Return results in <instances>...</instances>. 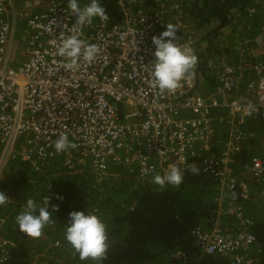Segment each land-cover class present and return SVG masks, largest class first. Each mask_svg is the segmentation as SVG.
Returning <instances> with one entry per match:
<instances>
[{
  "label": "built area",
  "instance_id": "built-area-1",
  "mask_svg": "<svg viewBox=\"0 0 264 264\" xmlns=\"http://www.w3.org/2000/svg\"><path fill=\"white\" fill-rule=\"evenodd\" d=\"M117 2L121 21L97 17L80 26L78 14L65 0H24L27 10L22 8L16 17L0 0V192L12 160L27 163L38 174L46 163L59 159L66 173L90 175L93 188L103 191L105 181L115 182L112 178L152 181L173 165L186 171L193 159H201L203 171L220 183L215 198L219 211L209 228L191 230L197 246L230 264H261L254 252L259 245L254 221L234 195L239 190L251 201L256 193L264 199V155L243 164L236 158L244 146L242 126L252 116L264 118V20L253 33L248 32L250 24L225 29L236 40L219 42L223 51L206 58L215 73L210 80L198 75L197 63L189 82H182L174 94L159 95L150 85L153 36L174 25L176 42L199 57L209 46L201 42L203 29L188 24L183 0ZM262 12L264 0H252L248 15L256 18ZM20 24H25L19 41L22 60L14 61ZM73 30L101 51L91 65L80 62L68 71L56 52ZM222 126L229 129L226 138L220 137ZM61 134L77 147L57 153L54 142ZM215 143L224 148L214 150ZM238 165L241 173L235 170ZM117 166L126 172L115 171ZM33 174H27L30 180ZM253 179L263 184L260 193L254 192ZM228 197L235 203L226 205L232 202ZM224 216H233L235 225ZM61 245L59 239L50 242L48 249L35 252L32 264H50L49 249ZM10 246L14 242L0 236V264L10 259ZM175 252L179 264H190L186 251Z\"/></svg>",
  "mask_w": 264,
  "mask_h": 264
},
{
  "label": "trees",
  "instance_id": "trees-1",
  "mask_svg": "<svg viewBox=\"0 0 264 264\" xmlns=\"http://www.w3.org/2000/svg\"><path fill=\"white\" fill-rule=\"evenodd\" d=\"M101 3L109 15V21L122 20L123 12L117 0H101ZM250 5L252 0H183L186 21L191 26L202 28L201 42L203 45L209 43L198 57L200 77L210 80L215 75L209 70L206 58L223 51L214 43L216 37L223 35V27L236 22L242 24L243 21L246 28L249 24L252 28L248 32L257 30L260 19L248 15ZM227 51L230 52V49L227 48ZM208 86L214 88L212 82ZM217 116H222V113L218 112ZM223 123L224 127H228ZM223 126L220 137L226 138L229 129ZM242 127L244 146L236 158L243 164L264 155V118L252 116ZM223 148L221 144H213L214 150ZM192 168L199 169V173L193 174ZM29 169L27 163L12 160L1 181V192L15 199V202L0 207V236L14 242V246H10V259L5 264H32L35 251H45L50 242L57 239L62 245L56 249L50 248L49 257H46L52 264L54 261L55 264H179L175 251L180 249L188 253L190 264H228L223 257L203 253L191 235V229L205 227L202 221L206 218L211 221L219 211L215 198L220 183L203 171L201 159L192 160V165L184 171V182L178 187H160L153 180H128L131 182L123 186V183L112 178L115 182L110 185L105 181L106 186L100 191L93 188L90 175L66 173V167L59 159L42 167L43 175L35 184L33 179L26 178L27 173L33 174ZM114 170L126 172L120 166ZM121 180L127 178L122 177ZM236 193L240 194L239 190ZM45 197L49 201L53 222L43 229L39 238L28 237L18 230L15 218L28 199L43 203ZM235 200L230 198L232 202L226 205L235 203ZM87 210L95 212L107 226L108 249L102 260L81 261L64 238L69 213ZM246 211L249 212L247 207ZM252 213L256 218L253 230L261 240V249L256 252L264 264V212ZM223 220H230L235 225L233 216H224Z\"/></svg>",
  "mask_w": 264,
  "mask_h": 264
},
{
  "label": "clouds",
  "instance_id": "clouds-1",
  "mask_svg": "<svg viewBox=\"0 0 264 264\" xmlns=\"http://www.w3.org/2000/svg\"><path fill=\"white\" fill-rule=\"evenodd\" d=\"M67 8L71 12L78 14L77 23L80 26H85L91 23L93 19L97 17L101 21L109 19V15L106 12L105 7L102 5L101 0H89V3L83 8L80 7L79 0H68ZM239 25H244L243 21L242 24L236 22L223 27L222 29L224 33L222 36L216 37L214 41L215 45L220 47L219 42L226 44V41L229 39L236 40L231 34L227 35L225 29H236ZM258 30L259 29L257 28L256 31ZM176 41L177 29L171 24H167L166 30L159 36H153L152 38V43L155 47L153 53L155 59L154 62L151 63L150 85L153 89L157 90L159 95L174 94L182 86V82H189L195 75L198 57L191 47L180 45ZM100 51L98 45L88 43L84 39H81L80 33L73 30L71 35L62 39L61 45L57 48L56 54L64 58L63 66L65 70L71 71L76 68L80 62H83L86 65H91L97 59ZM249 107L251 108V106ZM248 114L250 115L251 111H249ZM76 147V143L70 140L67 134H61L54 142V149L57 153L67 152ZM239 167L240 165H238V169L235 168L237 173H241ZM191 172L193 174H198L199 169L192 168ZM184 180V171L173 165L170 167V170L163 175H155L152 182L160 187L168 185L178 187L184 182ZM252 183L255 187L254 192L257 191L260 193L263 184L255 179L252 180ZM254 197L255 201H251L250 199L243 198L240 194L235 193V199H237V201H243L246 204L243 202H236L242 207L245 205L244 211L246 216L251 218L255 224L256 218L254 214L247 212L246 207H248L250 203H264V199L258 198L257 193ZM8 201L9 198L0 192V207L5 206ZM48 204L49 201L47 197H45L43 203H37L32 199H28L23 210L20 211L15 218L18 230L28 237L39 238L43 233V229L53 222L52 211ZM56 207L58 208V206ZM215 217H217V215ZM209 222H211L209 218L202 221L205 227H208ZM254 224L252 225V229ZM254 232L257 235V232ZM64 238L73 248L74 252L78 254L81 261L89 259L98 261L106 257L108 249L107 226L95 212H89L88 210L87 212H70L68 225L64 228ZM257 239L259 245L257 249L254 250L256 254H258L256 251H260L261 249V240L258 235ZM259 257L262 264V257L260 255ZM226 260L228 261V259ZM228 264H230L229 261Z\"/></svg>",
  "mask_w": 264,
  "mask_h": 264
},
{
  "label": "rangeland",
  "instance_id": "rangeland-1",
  "mask_svg": "<svg viewBox=\"0 0 264 264\" xmlns=\"http://www.w3.org/2000/svg\"><path fill=\"white\" fill-rule=\"evenodd\" d=\"M3 1H5L8 4V8L10 9V13H12V15H13V16L12 15H10V16H12V17H16V15L22 11V8L24 9V11L27 10L23 5L24 0H3ZM83 2L85 3V0H79L80 5H83V4H81ZM29 10L33 11V9H31V8ZM24 28H25V24H20L17 31H16V34H15V38H14L15 40H14L13 49H12L14 61H18L19 59L22 60V56H21L22 50L20 49V44H19L20 42L19 41H20V38L22 37V35L24 33ZM17 58H19V59H17ZM42 175H43V172H40L38 174H33V181L35 182V184L38 181H40ZM26 178L29 180L30 179L29 175H27ZM127 182H131V181H128V180L121 181L120 180L118 183H123V186H124V185H128ZM36 187L37 186H35V188ZM103 194H105V192H103ZM117 202H119V200ZM259 204H260V206H258ZM247 209L251 213L254 211H256V213H261V211L264 212V205L261 203H251L248 205ZM35 252H38V251H35ZM48 262L50 264H52L50 260H48ZM53 264H55V261L53 262Z\"/></svg>",
  "mask_w": 264,
  "mask_h": 264
},
{
  "label": "crops",
  "instance_id": "crops-1",
  "mask_svg": "<svg viewBox=\"0 0 264 264\" xmlns=\"http://www.w3.org/2000/svg\"><path fill=\"white\" fill-rule=\"evenodd\" d=\"M257 19H260V22H259V24H258V26H257V28L259 29L261 23H262L263 20H264V12L260 13V14L258 15Z\"/></svg>",
  "mask_w": 264,
  "mask_h": 264
}]
</instances>
